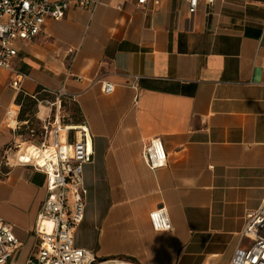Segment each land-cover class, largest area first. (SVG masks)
I'll use <instances>...</instances> for the list:
<instances>
[{"label":"crops","instance_id":"obj_1","mask_svg":"<svg viewBox=\"0 0 264 264\" xmlns=\"http://www.w3.org/2000/svg\"><path fill=\"white\" fill-rule=\"evenodd\" d=\"M57 2L60 0H51ZM210 12V13H209ZM11 69H0V159L18 133L4 124L19 98V121L37 113L42 89H64L66 123L88 126L93 161L84 166L82 223L74 246L98 261L230 264L246 216L264 196V0L201 4L190 18L181 0H102L48 20L29 43L17 42ZM137 77V80L135 79ZM102 83L114 85L104 94ZM159 138L168 159L151 171L143 157ZM46 178L30 167L0 166V219L21 246L11 264L35 255V226ZM164 208L169 232L152 229Z\"/></svg>","mask_w":264,"mask_h":264},{"label":"built area","instance_id":"obj_2","mask_svg":"<svg viewBox=\"0 0 264 264\" xmlns=\"http://www.w3.org/2000/svg\"><path fill=\"white\" fill-rule=\"evenodd\" d=\"M102 0H0V69L13 72L12 88L26 98L21 89L26 75L11 69V61L18 56L17 42L29 43L42 33L46 21L61 20L72 7L92 9ZM150 1L137 0L139 7ZM187 4L190 18L201 4L210 11L218 0H181ZM210 13V12H209ZM137 80V77H135ZM104 94H111L114 85L102 83ZM46 98L38 100L37 113L32 119L19 121L22 103L10 106L4 116L5 126L19 137L2 152L0 166L30 167L46 178V197L42 202L35 226L39 239L38 251L23 264H135L129 259L114 258L98 261L95 255L74 246V235L83 221L86 190L83 169L93 161L94 150L88 126L69 125L65 105L74 101L64 89H42ZM142 157L151 171L163 168L167 153L159 138L147 142ZM152 229L169 232L172 224L164 208L149 213ZM242 237L249 241L246 248H238L230 264H264V196L257 210L246 216ZM21 244L14 227L0 219V264H11Z\"/></svg>","mask_w":264,"mask_h":264},{"label":"trees","instance_id":"obj_3","mask_svg":"<svg viewBox=\"0 0 264 264\" xmlns=\"http://www.w3.org/2000/svg\"><path fill=\"white\" fill-rule=\"evenodd\" d=\"M17 102H18V103H22V102L24 103V101L21 100V98H19Z\"/></svg>","mask_w":264,"mask_h":264}]
</instances>
